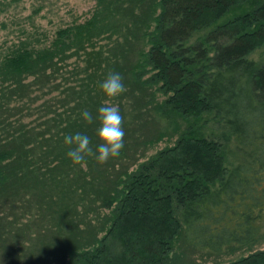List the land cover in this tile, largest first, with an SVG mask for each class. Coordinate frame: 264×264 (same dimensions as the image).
I'll list each match as a JSON object with an SVG mask.
<instances>
[{
  "label": "trees",
  "instance_id": "16d2710c",
  "mask_svg": "<svg viewBox=\"0 0 264 264\" xmlns=\"http://www.w3.org/2000/svg\"><path fill=\"white\" fill-rule=\"evenodd\" d=\"M47 32L0 52V227L33 204L41 220L58 213L60 234L79 235L65 264H202L191 251L264 242V0H96ZM113 71L126 91L107 98ZM105 99L124 116V148L74 165L64 136L85 133L95 151L99 122L81 112ZM145 114L161 125L153 143L174 140L130 170L120 161ZM220 264H264V247Z\"/></svg>",
  "mask_w": 264,
  "mask_h": 264
},
{
  "label": "rangeland",
  "instance_id": "374dc122",
  "mask_svg": "<svg viewBox=\"0 0 264 264\" xmlns=\"http://www.w3.org/2000/svg\"><path fill=\"white\" fill-rule=\"evenodd\" d=\"M7 2L11 4L5 10L0 9V52L22 36L25 31L50 32L76 18L83 19L89 14L96 0H7ZM133 91L126 96L125 101L139 98L140 90L134 88ZM131 125L135 132L131 137L133 141L130 153L120 161L130 170L163 147L171 145L174 140L173 137L171 139L165 137L153 143L152 139L156 138L161 125L155 119H147V114L139 119L138 123ZM127 135L130 137V130ZM33 206L17 209L15 216H9V219H4L5 221L2 222L0 264H65L63 259L65 249L76 245L75 240L79 238V235L69 239L60 234L58 213L56 221H51L49 218L41 220L43 212H47L46 209H40L35 204ZM33 214L37 217V221ZM91 218L90 214L85 216V220L90 222L88 227L85 224L81 225L83 234L87 238L92 237L93 226L97 223V219L91 220ZM263 247L264 242L257 244L251 251ZM114 248L116 247L113 245L112 251L118 254L119 252ZM251 251H241L228 257H215L191 251L190 258L202 264H220L226 261L231 262L242 255L247 256Z\"/></svg>",
  "mask_w": 264,
  "mask_h": 264
},
{
  "label": "clouds",
  "instance_id": "9594fccd",
  "mask_svg": "<svg viewBox=\"0 0 264 264\" xmlns=\"http://www.w3.org/2000/svg\"><path fill=\"white\" fill-rule=\"evenodd\" d=\"M101 91L107 98L119 97L126 91L123 77L118 72H109L106 78L99 85ZM81 116L88 124L99 122L96 135L99 138V145L94 151L91 147V138L77 132L64 136V144L68 146L67 156L74 165L86 167V157H93L99 164H105L110 159L116 158L124 148V116L120 107L112 103V99H105L97 110V115L85 109Z\"/></svg>",
  "mask_w": 264,
  "mask_h": 264
}]
</instances>
